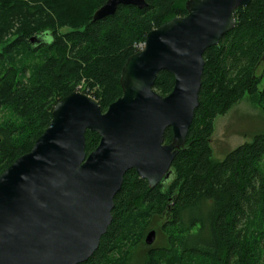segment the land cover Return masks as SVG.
Segmentation results:
<instances>
[{
	"label": "trees",
	"instance_id": "trees-1",
	"mask_svg": "<svg viewBox=\"0 0 264 264\" xmlns=\"http://www.w3.org/2000/svg\"><path fill=\"white\" fill-rule=\"evenodd\" d=\"M107 1L0 0V176L31 152L65 97L82 92L107 112L123 96L122 71L137 46L185 17L189 0H147L93 22ZM235 14L236 28L204 55L199 108L171 176L151 189L134 170L125 175L112 224L84 264H131L150 231L156 243L138 264H264V132L222 160L212 147L215 120L246 96L264 112V0ZM174 84L162 72L154 89L167 97ZM164 140L172 143V129ZM100 141L86 133L87 156Z\"/></svg>",
	"mask_w": 264,
	"mask_h": 264
},
{
	"label": "water",
	"instance_id": "water-1",
	"mask_svg": "<svg viewBox=\"0 0 264 264\" xmlns=\"http://www.w3.org/2000/svg\"><path fill=\"white\" fill-rule=\"evenodd\" d=\"M252 2L189 0L185 17L151 31L144 50L128 59L123 96L107 112L82 92L56 105L31 152L0 176V264L86 263L112 224L125 175L134 170L151 189L171 176L199 108L204 55L236 28V11ZM128 6L142 10L147 0H108L93 22ZM162 72L175 79L167 97L154 89ZM168 129L171 144L164 140ZM88 131L101 138L89 156ZM156 240L151 231L145 244Z\"/></svg>",
	"mask_w": 264,
	"mask_h": 264
},
{
	"label": "rangeland",
	"instance_id": "rangeland-1",
	"mask_svg": "<svg viewBox=\"0 0 264 264\" xmlns=\"http://www.w3.org/2000/svg\"><path fill=\"white\" fill-rule=\"evenodd\" d=\"M1 51L2 47H0ZM262 71L263 68L260 73ZM263 87L264 83L261 89ZM80 88H84V85ZM261 132H264V112L253 103L249 96H246L227 115L219 116L215 120L212 138L214 157L222 160L229 152L251 142L253 136ZM147 248L150 247L147 246ZM147 248L133 251L131 264H138L140 256L145 254Z\"/></svg>",
	"mask_w": 264,
	"mask_h": 264
},
{
	"label": "clouds",
	"instance_id": "clouds-1",
	"mask_svg": "<svg viewBox=\"0 0 264 264\" xmlns=\"http://www.w3.org/2000/svg\"><path fill=\"white\" fill-rule=\"evenodd\" d=\"M45 31L49 32V35L45 37L48 45H52L54 43V38L51 36V30L46 29Z\"/></svg>",
	"mask_w": 264,
	"mask_h": 264
},
{
	"label": "built area",
	"instance_id": "built-area-1",
	"mask_svg": "<svg viewBox=\"0 0 264 264\" xmlns=\"http://www.w3.org/2000/svg\"><path fill=\"white\" fill-rule=\"evenodd\" d=\"M137 48H138V49L140 50V52H141V51L144 50V48H145V44H142V45L138 46Z\"/></svg>",
	"mask_w": 264,
	"mask_h": 264
}]
</instances>
